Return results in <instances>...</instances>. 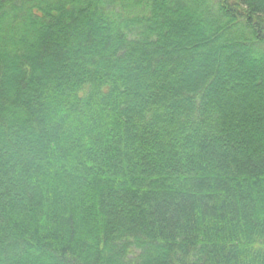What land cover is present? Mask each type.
<instances>
[{
	"label": "trees",
	"instance_id": "1",
	"mask_svg": "<svg viewBox=\"0 0 264 264\" xmlns=\"http://www.w3.org/2000/svg\"><path fill=\"white\" fill-rule=\"evenodd\" d=\"M0 264H264V0H0Z\"/></svg>",
	"mask_w": 264,
	"mask_h": 264
}]
</instances>
